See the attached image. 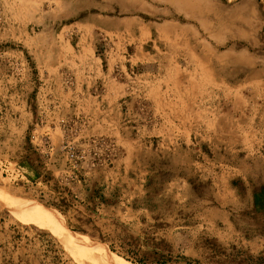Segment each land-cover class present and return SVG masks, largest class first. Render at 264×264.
Segmentation results:
<instances>
[{
	"label": "rangeland",
	"instance_id": "obj_1",
	"mask_svg": "<svg viewBox=\"0 0 264 264\" xmlns=\"http://www.w3.org/2000/svg\"><path fill=\"white\" fill-rule=\"evenodd\" d=\"M0 264H264V0H0Z\"/></svg>",
	"mask_w": 264,
	"mask_h": 264
},
{
	"label": "bare ground",
	"instance_id": "obj_2",
	"mask_svg": "<svg viewBox=\"0 0 264 264\" xmlns=\"http://www.w3.org/2000/svg\"><path fill=\"white\" fill-rule=\"evenodd\" d=\"M43 208V207H42ZM92 258V257H91Z\"/></svg>",
	"mask_w": 264,
	"mask_h": 264
}]
</instances>
